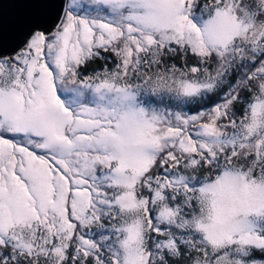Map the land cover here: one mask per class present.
<instances>
[{
    "label": "snow or ice",
    "instance_id": "1",
    "mask_svg": "<svg viewBox=\"0 0 264 264\" xmlns=\"http://www.w3.org/2000/svg\"><path fill=\"white\" fill-rule=\"evenodd\" d=\"M26 3L0 264H264V0Z\"/></svg>",
    "mask_w": 264,
    "mask_h": 264
},
{
    "label": "water",
    "instance_id": "2",
    "mask_svg": "<svg viewBox=\"0 0 264 264\" xmlns=\"http://www.w3.org/2000/svg\"><path fill=\"white\" fill-rule=\"evenodd\" d=\"M26 0H2L0 3V25L3 29V40L11 42L14 39L19 18L29 12Z\"/></svg>",
    "mask_w": 264,
    "mask_h": 264
}]
</instances>
